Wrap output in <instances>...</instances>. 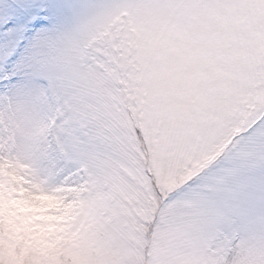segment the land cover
Masks as SVG:
<instances>
[{"label":"snow or ice","instance_id":"6c2138e0","mask_svg":"<svg viewBox=\"0 0 264 264\" xmlns=\"http://www.w3.org/2000/svg\"><path fill=\"white\" fill-rule=\"evenodd\" d=\"M0 264H264V0H0Z\"/></svg>","mask_w":264,"mask_h":264}]
</instances>
